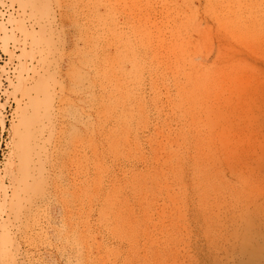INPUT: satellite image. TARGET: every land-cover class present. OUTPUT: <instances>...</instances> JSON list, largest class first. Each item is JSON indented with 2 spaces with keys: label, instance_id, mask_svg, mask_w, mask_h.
<instances>
[{
  "label": "rangeland",
  "instance_id": "1",
  "mask_svg": "<svg viewBox=\"0 0 264 264\" xmlns=\"http://www.w3.org/2000/svg\"><path fill=\"white\" fill-rule=\"evenodd\" d=\"M0 264H264V0H0Z\"/></svg>",
  "mask_w": 264,
  "mask_h": 264
}]
</instances>
